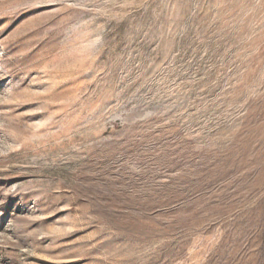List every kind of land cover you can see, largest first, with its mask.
<instances>
[{"label": "rangeland", "instance_id": "rangeland-1", "mask_svg": "<svg viewBox=\"0 0 264 264\" xmlns=\"http://www.w3.org/2000/svg\"><path fill=\"white\" fill-rule=\"evenodd\" d=\"M0 264H264V0H0Z\"/></svg>", "mask_w": 264, "mask_h": 264}]
</instances>
